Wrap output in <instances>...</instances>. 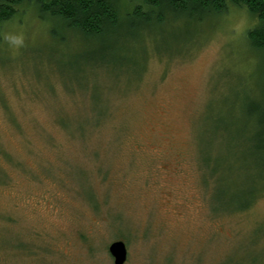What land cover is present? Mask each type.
I'll return each mask as SVG.
<instances>
[{"label": "rangeland", "instance_id": "obj_1", "mask_svg": "<svg viewBox=\"0 0 264 264\" xmlns=\"http://www.w3.org/2000/svg\"><path fill=\"white\" fill-rule=\"evenodd\" d=\"M167 18L86 41L26 3L0 25V264H114V240L123 264H264L254 20Z\"/></svg>", "mask_w": 264, "mask_h": 264}, {"label": "trees", "instance_id": "obj_2", "mask_svg": "<svg viewBox=\"0 0 264 264\" xmlns=\"http://www.w3.org/2000/svg\"><path fill=\"white\" fill-rule=\"evenodd\" d=\"M26 3H32L42 20L56 21L63 30L81 34L86 41H101L117 32L115 37L120 33L137 37L138 31L159 27L168 16L199 21L209 14L221 13L229 5L243 7L254 20L253 26L246 31L247 41L264 53V0H0V25ZM121 5L129 9L123 12ZM49 30L54 37V28ZM61 38L56 39L60 41ZM260 113L245 143L246 151L253 158L255 154L264 156V108ZM0 177L1 180L6 177L1 170ZM257 178L264 181V170L254 176V180ZM249 191L252 192L248 195L243 193L242 200L234 199L236 207L233 209L248 207L259 195L257 189Z\"/></svg>", "mask_w": 264, "mask_h": 264}, {"label": "clouds", "instance_id": "obj_3", "mask_svg": "<svg viewBox=\"0 0 264 264\" xmlns=\"http://www.w3.org/2000/svg\"><path fill=\"white\" fill-rule=\"evenodd\" d=\"M3 39L13 53H18L26 46L25 33L20 30L6 32Z\"/></svg>", "mask_w": 264, "mask_h": 264}, {"label": "water", "instance_id": "obj_4", "mask_svg": "<svg viewBox=\"0 0 264 264\" xmlns=\"http://www.w3.org/2000/svg\"><path fill=\"white\" fill-rule=\"evenodd\" d=\"M114 264H123L127 257V249L122 240H114L108 246Z\"/></svg>", "mask_w": 264, "mask_h": 264}]
</instances>
